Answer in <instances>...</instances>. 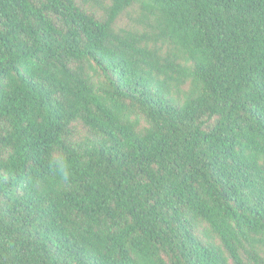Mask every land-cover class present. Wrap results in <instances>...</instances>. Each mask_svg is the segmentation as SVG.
Segmentation results:
<instances>
[{
  "label": "trees",
  "instance_id": "1",
  "mask_svg": "<svg viewBox=\"0 0 264 264\" xmlns=\"http://www.w3.org/2000/svg\"><path fill=\"white\" fill-rule=\"evenodd\" d=\"M0 264H264V0H0Z\"/></svg>",
  "mask_w": 264,
  "mask_h": 264
},
{
  "label": "rangeland",
  "instance_id": "2",
  "mask_svg": "<svg viewBox=\"0 0 264 264\" xmlns=\"http://www.w3.org/2000/svg\"><path fill=\"white\" fill-rule=\"evenodd\" d=\"M78 2L83 5L88 10H91L95 12L96 14H102L103 13V5L108 2V0H100V1H94V0H78ZM135 17V11H131L129 13H126L118 19V26L119 27H132L135 25L134 22ZM77 135H82L85 133V129L81 125L76 126Z\"/></svg>",
  "mask_w": 264,
  "mask_h": 264
}]
</instances>
